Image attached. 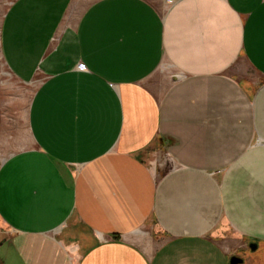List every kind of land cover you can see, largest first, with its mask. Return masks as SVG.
<instances>
[{
	"label": "crops",
	"instance_id": "0c3cea01",
	"mask_svg": "<svg viewBox=\"0 0 264 264\" xmlns=\"http://www.w3.org/2000/svg\"><path fill=\"white\" fill-rule=\"evenodd\" d=\"M0 59V264H264V0H0Z\"/></svg>",
	"mask_w": 264,
	"mask_h": 264
},
{
	"label": "rangeland",
	"instance_id": "374dc122",
	"mask_svg": "<svg viewBox=\"0 0 264 264\" xmlns=\"http://www.w3.org/2000/svg\"><path fill=\"white\" fill-rule=\"evenodd\" d=\"M90 1L77 0V7L79 5L83 7ZM33 89L34 87L30 82H20L6 73L5 66L0 59V104L2 105L4 119L6 118L3 124L9 126L8 133L12 136V142L17 146L26 144L29 141L26 112ZM5 129L6 127L3 129V134ZM5 155L6 152H2L0 147V159ZM246 254L256 259L264 255V252L263 248L256 246L253 250L247 249Z\"/></svg>",
	"mask_w": 264,
	"mask_h": 264
},
{
	"label": "water",
	"instance_id": "95a60500",
	"mask_svg": "<svg viewBox=\"0 0 264 264\" xmlns=\"http://www.w3.org/2000/svg\"><path fill=\"white\" fill-rule=\"evenodd\" d=\"M256 244L254 242L248 243V247L252 250L254 249ZM242 262V258L237 255H231L228 259V264H240Z\"/></svg>",
	"mask_w": 264,
	"mask_h": 264
}]
</instances>
